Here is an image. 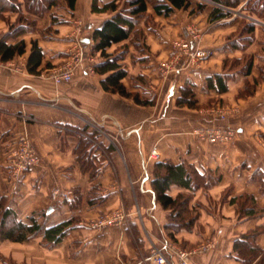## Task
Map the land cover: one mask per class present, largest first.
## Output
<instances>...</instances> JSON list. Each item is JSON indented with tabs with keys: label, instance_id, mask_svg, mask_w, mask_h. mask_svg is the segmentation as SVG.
I'll list each match as a JSON object with an SVG mask.
<instances>
[{
	"label": "crops",
	"instance_id": "crops-1",
	"mask_svg": "<svg viewBox=\"0 0 264 264\" xmlns=\"http://www.w3.org/2000/svg\"><path fill=\"white\" fill-rule=\"evenodd\" d=\"M108 1L101 0L99 5L103 6ZM19 3L25 17L36 21V28L9 39L10 44L24 40L27 52L10 61V66L0 67V201L5 207L13 209L24 222L30 223L29 218L33 214H44L49 226L69 219H74V224L65 238L53 246L43 243V233L25 242L0 240V264H156L154 248L165 253L168 264H183L177 252L188 254L185 258L187 264H242L236 256L230 255L234 243L240 234L264 226V217L240 219L237 206L229 201L223 203L221 198L223 192L230 188L229 199L252 194L264 207L260 184L253 180L255 172H264V142L250 141L256 132L264 134L261 133L264 131V111L255 115L253 127L247 119L246 126L245 123L231 124L236 136L229 146L209 144L197 137L196 129L212 127L217 123L213 112L216 101L212 98L220 94L207 90L206 81L209 76L228 72L218 59L219 52L199 65L196 64L199 59L189 65L184 57L175 58L180 51L172 46V40L178 37L171 39L170 33L165 34L164 31H169V26H172L174 32L181 25L179 21L170 22L172 17L164 15H155V20L162 22L160 28L145 22V18L139 24L145 34L144 52L137 50L128 40L109 50L116 56L125 50L126 44L129 46L126 59L121 63L131 76L152 78L160 70V61L174 59L179 64L171 76H178L179 80L171 88L179 91L184 82L191 80L196 85L199 104L204 108L173 106L168 112L167 107L161 115L167 122L158 130L155 123L161 120V116L158 113L155 116L154 108L133 105L130 101L128 106H136L137 113H140L139 125H142L135 123L129 126L126 161L116 155V144L111 142L113 149H109V154L112 159L110 156L107 158L108 150L104 148L98 150L95 157L96 164L101 163L107 170L93 179L77 170L80 164L74 149L79 139L68 134V131H76L69 126L81 125L57 107L65 106L67 111L72 105L80 107L84 116L96 121L110 135L121 133V121L130 116L123 113L125 101L119 94L103 89L101 82L104 75L95 70L87 71L90 65L95 66L102 59L92 52L94 40L89 45L80 41L83 36H93L94 29L112 14L93 13V0L84 4L83 0H78L74 11L63 4L41 18L27 12L24 0H19ZM4 8L0 6V39L9 35L10 25L17 22L11 16L19 15ZM80 13H84L83 16ZM149 14H153V10L150 9ZM55 18L59 20L53 23ZM164 25L165 30H161ZM33 41H37L43 49L45 58L42 66L48 64L51 67L43 69L40 75L31 74L27 69ZM81 46L85 53L84 67L76 71L70 83L57 85L50 77L53 70L66 64ZM222 50L220 45L217 51L223 53ZM164 73L158 72L169 82L170 76ZM238 77L243 78L236 75L234 80H230L229 91L222 96L229 95L235 88L233 83ZM123 81L130 89L141 92L143 99L149 100V88L139 82L134 84L129 77ZM105 130L101 132L105 134ZM23 134H27L32 142L37 163L22 177L14 179L10 173V161ZM132 135L136 140L132 141ZM153 150L158 151L159 160L166 159L176 164L187 162L206 174L214 170L222 176L209 193L215 198L214 205L200 210L199 220L191 231L176 233L177 241L169 234L172 228L168 220L170 212L157 202L152 187L155 161L148 158ZM69 168L75 169L69 172ZM122 169H130V176L126 179ZM58 188L69 191L71 200L54 201L52 193ZM93 190L103 200L90 204ZM181 191L180 187L173 186L170 194L176 197ZM206 196V191L197 192L194 202L204 201ZM120 209L127 215L120 224L103 227L89 224L101 214ZM210 238L216 239L215 250L205 255L192 254ZM258 243L264 246V235Z\"/></svg>",
	"mask_w": 264,
	"mask_h": 264
},
{
	"label": "trees",
	"instance_id": "trees-1",
	"mask_svg": "<svg viewBox=\"0 0 264 264\" xmlns=\"http://www.w3.org/2000/svg\"><path fill=\"white\" fill-rule=\"evenodd\" d=\"M218 4H223L230 9L239 7L243 2L248 1L246 9L264 18V0H211ZM65 2V3H63ZM78 0H24L26 10L36 15L37 17L46 16L54 7H59L67 4L71 11L76 8ZM151 3V5H150ZM192 2L190 0H126L125 8H120L119 0H109L103 6L94 0L92 5L93 13H110V18L106 19L100 27L94 29V45L92 52L102 59L94 67L95 72L105 77L102 80L103 89L107 92L120 94L125 97H130V92L127 91L123 84V80L127 77L128 71L124 67L122 60L124 56L114 55L109 53V50L114 46L121 44L125 41L130 43L140 52L146 50L144 40V30L139 27V24L144 20L148 22L150 19L149 8H153L157 15L169 16L175 10L188 9ZM15 9L19 12V19L15 25L11 26V32L6 37L0 39V60L3 62H10L17 56H21L27 52V44L24 40H20L14 44L8 41L11 37L17 38L18 36L34 30L36 28V21L28 20L22 10L21 5H14ZM199 9H204L199 5ZM230 11H225L223 8L215 7L211 14L210 20L213 23H218L229 16ZM54 22H58L57 18ZM242 24V23H241ZM242 26V27H241ZM241 35L247 39L246 45H234L235 50L238 48L246 52L249 46L254 43L255 34L257 31L256 25L252 23L242 24ZM52 31V28L50 29ZM261 44L264 41H260ZM242 45V44H241ZM128 47V48H127ZM129 46L126 44L123 52H128ZM43 49L39 46L37 41L32 42L31 53L29 55L27 69L29 73L40 75L43 69L51 68L48 64L42 66L44 62ZM250 57H248L249 59ZM241 59L234 60L232 65H241ZM42 66V67H41ZM228 60L224 59L223 69L228 71ZM243 67V66H242ZM239 70L243 73L244 77H248L252 73L254 67V56L251 55L247 66ZM244 70H246L244 72ZM238 72L228 71L227 73H218L207 77V90H214L219 94H225L229 91V81L234 80ZM195 83L187 80L186 84L181 87L182 94L177 101L180 107H189L194 109H201L199 100L195 91ZM242 94V92L240 93ZM137 104L149 105L150 101H141L135 98ZM201 107V108H200ZM84 131V128L79 129ZM79 132V131H78ZM93 134V133H90ZM79 145L76 149L78 154V162L80 166L88 171L87 168H96L93 142L87 137L80 138ZM92 144V146H91ZM110 150L113 147L109 148ZM92 174V172H91ZM98 174H92L91 178L95 179ZM253 180L263 184L264 186V172L259 170L254 173ZM207 174L202 173L195 165L190 163L176 164L170 160H160L155 164L154 178L152 180V187L155 192V197L158 203L162 205L165 210L170 213L168 220L170 222V236L173 240L177 241L176 233L181 230L191 231L198 222V214H193L194 208L190 206L191 201L194 199V192L203 183L209 186ZM173 186L180 187L183 191L179 192L176 197L170 194ZM264 188V187H263ZM96 189V188H95ZM188 192V193H187ZM103 197L99 196L95 190L91 192L90 204L100 202ZM229 197L225 198L227 200ZM232 204H237L238 214L240 219H255L264 217V208L258 203L256 197L252 194H243L238 198L230 199ZM0 240H11L14 242H25L38 236L44 235L43 243L46 246H53L62 241L68 234L69 229L74 224V219H69L60 222L56 225L49 226L48 222L44 220V214H33L30 216V223L20 220L11 208L5 207L2 200L0 201ZM264 231V226H259L256 229L250 230L240 238H237L234 243L233 255L241 261L242 264H264V257H259L264 249L260 247L257 238ZM236 253V254H235ZM239 253L238 256L237 254ZM259 257V258H257ZM253 261H255L253 263Z\"/></svg>",
	"mask_w": 264,
	"mask_h": 264
},
{
	"label": "rangeland",
	"instance_id": "rangeland-1",
	"mask_svg": "<svg viewBox=\"0 0 264 264\" xmlns=\"http://www.w3.org/2000/svg\"><path fill=\"white\" fill-rule=\"evenodd\" d=\"M86 1L89 2V0H83V4L86 3ZM97 1L99 4V2L101 0H97ZM156 1H158V0H156ZM190 1L192 2V4L188 9L175 10L172 14L169 15L172 17L170 19V22L179 21L181 28L178 27L173 32L172 26H169V31H168V29H166V30L164 29V28H166V26L164 25V27L161 28V30H165L164 31L165 34H167L169 32L171 39L174 37L175 38L178 37V38L172 40V46L177 48L175 50L178 51V49H179V51H180V55H177L175 58L184 57L185 60H188L187 64L190 65V62L193 63L194 59L192 58L191 55L186 54L185 49L183 48L184 47L183 44L188 43V46H190V48H191L190 49L191 52L195 51L196 49L207 50L210 52V55L207 58L199 59V61L196 64L199 65L204 60L212 59L213 57H215V55H213V54H217L219 52L217 54V56L219 57L218 59L221 60L222 66H223L224 59H227L228 60V66H227L228 71L235 72V73L238 72L240 75L243 76V78L238 77L237 81L235 83H233L235 88L232 91H230L229 95L222 96L220 94V95H218L216 97L214 96L212 98V99H214V101H216V104H215L216 107H213V112L216 114V120H215V121H217L216 125L212 126V127H204L201 129H196V133H195L198 138H201L203 141L208 142L209 144L228 145L229 146L230 144L234 143L235 139H233L229 142H225V143H222V142L213 143L209 140V138H207V136H205V137L202 136L201 133L205 132L209 129H218V128H221V129L227 130V131H235V129L232 128L231 124H241V123L244 124L246 119L249 120V122L251 121L250 126L253 127L254 121H255V118H254L255 115H257L261 111L262 112L264 111V45H263V43L261 44V42H260V41H264V18L263 17L259 18V16L254 15L253 13H251L250 11H248L246 9L248 1L243 2L239 7L235 8V9H230L223 4H218V3H215L211 0H190ZM93 2H94V0H93ZM1 5L3 8L7 7V9H10V10L14 11V13L19 14L17 9H15V7H14V5H18V6L21 5L19 3V0H0V6ZM119 5H120L121 9L125 8L126 0H119ZM150 5H151V3H150ZM199 5H202L204 9H202V10L199 9ZM215 7L223 8L225 11H230L232 14H231V16H229V17H227L221 21H218V23H213L210 20V14ZM4 9H6V8H4ZM150 9L153 10V14H150L151 16H150V19H148L149 20L148 22H151L152 24H154L155 26H158L160 28L162 26V22L160 20H158V21L155 20V15H157V14L155 13L153 8L150 7L149 11H150ZM29 14H31V13H29ZM83 14L84 13H80L81 16H83ZM85 14H88V13H85ZM85 16H87V15H85ZM158 16H160V15H158ZM15 18L18 21L19 15L17 17L11 16V19L14 20ZM57 20H59V18H57ZM241 23L242 24L252 23V24H255L256 28H257L254 43L249 46V48H248V50H246V52H244L243 50H241L239 48L237 50H235V48H234V45H236V44H239L240 46L246 45L247 39L240 36L241 35V28L239 26L242 25ZM13 25H15V24H13ZM10 26H12V25H10ZM184 29H185V31H184ZM78 33H80V32H78V29H77V34ZM81 33L82 34L84 33L83 30L81 31ZM143 42H144V40H143ZM220 45H222L223 53H221L220 51H217V48ZM120 49L121 48H119V50ZM121 55L124 56L126 59V56H127L126 52H122ZM251 55L254 56V67L252 69L251 75L248 77H244L246 75H244L243 71L241 72L239 69L242 66H243L242 67L243 69L247 66V63L250 60ZM71 57H72V55H71ZM248 57H250V58L248 59ZM97 58H99V57H97ZM156 58H157V60L159 59V57H156ZM239 59L242 60L241 65H237V66H236V64H235V66L232 65L234 60H239ZM178 64L179 63H176L174 59H166V60L159 62V68L162 71L158 70V72H159V74L160 73L162 74L164 72L167 73L168 76H170V78H171L169 80V82L166 81V77L163 78L161 75L159 76L157 71L155 72L156 75L154 77L146 78V77H141V76H137V75L131 76L130 72L127 70L128 71L127 77L132 79V82H134V84L139 82L143 86H146V88L150 89V91L148 90V96H149L148 99L149 100H147V101H150V103H149V105H146V107L147 108H150V107L154 108L155 116H157V113L159 114V116H161L167 107H169L168 112L171 111V108L173 106L179 107L177 105V101H178L179 97L181 96L182 91H181V89L178 91L175 88H171V87H174L173 83L176 82V80H179L178 76L177 77L171 76L172 72L175 70V68L177 67ZM202 67H203V65H202ZM245 71L246 70H244V72ZM123 84L126 87L127 91L130 92L131 96L125 97V96H122L119 94L123 98V101H125V102H123L122 110H123V113H127L130 116H128V117L125 116L126 118L121 121L122 122V124H121L122 131L120 134H118L116 136H114L112 134L110 135V133L108 131H106L105 129H103V127H101L96 121H93L92 119H89L88 117L84 116L82 114V112L80 111V107L72 105V106H69L68 111L66 109H64L65 106L64 107H60V106L57 107L58 108L57 110L61 111V113H64V114L69 113L70 117H74L76 119V121H78L80 123L81 127L80 126H78V127L69 126V129L71 128V129H74L76 131L71 132V133H69V131H68V134L74 135L75 137H77L79 139V141L81 140L80 138H84V137H87L90 141H92L93 145L95 144L94 147H96L95 151H94V157H96L98 150H100L101 148L102 149L104 148L105 151L108 150V153L106 155L107 158L110 156V158L112 159L111 155L109 154V152H110L109 148L113 147L111 145V142L116 144L115 152H116V155H119L120 159H122L123 161L124 160L126 161V156H128L127 148L129 147L128 141H129L130 137L127 136V134L131 130L130 129L131 127H129V126H131L132 124H135V123L137 125L140 124L139 123L140 122V119H139L140 113L139 112L137 113L136 106H133V105L136 104V105H139L141 107H145V105H143V104H137V102H135L136 101L135 98L137 97L141 101H145V99L142 98L143 96H142L141 92L130 89L124 83V81H123ZM185 84H186V82L183 83V86ZM241 92H242V94H240ZM196 95H199V94H197V92H196ZM130 101L133 103V105L131 104V106H128V105H130V104H128V103H130ZM200 105L202 106V108H204L203 107L204 105H202V104H200ZM208 108L211 109V107H208ZM160 118H161V120H157L155 123V125L158 127V130H161V128L167 122L166 118H164L163 116H161ZM225 122H226V124H225ZM141 125H139V126H141ZM244 125L246 126V123ZM82 128H84V131L79 130ZM235 128H236V126H235ZM101 130H105V134H103V132H101ZM90 133H93V134H90ZM256 133L257 134L250 141L251 142H256V141L257 142H260V141L264 142V136H263L264 134L259 135L258 132H256ZM261 133H264V131L263 132L261 131ZM133 140H136L134 135H132V141ZM78 145L74 149V153L77 155V158H78V154L76 152V149H77ZM91 146H92V144H91ZM154 151L156 152L155 156L153 155ZM112 156H113V154H112ZM148 159L149 160L153 159V161H155V164H156L158 161H160L159 159H161V158L159 157L158 151L153 150L150 153V156ZM164 160H166V159H164ZM185 163H187V162H185ZM74 169L75 168H69L67 170L69 172H72V170H74ZM149 169H151V168H149ZM154 169H155V165H154ZM67 170L65 172H67ZM77 170L79 172H82L85 175L91 176L94 173L95 175L98 174V176H100L101 174L105 173L107 168L103 167V165L100 163V164H98V167H96V168H92V167L87 168L88 171H85L81 166ZM91 172H92V174H91ZM202 173H204V172H202ZM24 174H26V173H24ZM122 175H124V178L125 177L127 178V176H130V169H122ZM153 178H154V172H153ZM207 178L209 180L208 183L210 185L206 186L202 183L201 186L193 194L194 199H195L197 192L206 191V195H207L206 198L207 199L205 198L204 201L197 200L196 202H194V199H193L191 201V204H190V206L192 208H194L193 214L194 215L198 214L199 217H200V210H202L203 207L208 209L209 207H212L214 205L213 200L215 198L209 196V193H211L210 192L211 188L214 187L217 182L221 181L222 176H221V173L219 171L214 172V170H212L209 174H207ZM259 184H260V192H261V194H264V188H263L264 186L261 183H259ZM56 190H59V191L64 192V193H69V191H66V190L63 191L59 188ZM231 192L232 191L230 190V188L226 189L223 192V196L221 198V201L223 203H225L227 201L230 202L229 198L227 200H224V199L227 198V196H230ZM53 193H54V191H53ZM228 194H230V195H228ZM238 197H240V196H236V198H238ZM232 198H235V197H232ZM60 199H62V198H59L58 200H60ZM54 201H55V199H54ZM235 205L237 206V204H235ZM259 205L261 207H263L260 203H259ZM120 211L122 213H124L125 219H126L127 218L126 213L121 209H120ZM237 212H238V207H237ZM114 213H116V211L113 210L109 213L101 214L96 219L89 221V224L92 226H95L97 221H99L100 219H103L104 217H106V215H112ZM262 235H264V231L262 233H260V235L258 236L257 242ZM241 236H242V234H240V236H238V238H240ZM210 244L214 245V247L209 249L208 251H205L202 253H197V254L198 255H205V254L210 253L213 250H215L216 239H213V238L205 240L200 246L210 245ZM260 247L262 249H264V246L260 245ZM230 255L232 256L233 252ZM237 255L241 256V255H239V253ZM259 257H261V258L264 257V251ZM259 257H257V258H259ZM254 262L255 261H253V263Z\"/></svg>",
	"mask_w": 264,
	"mask_h": 264
},
{
	"label": "built area",
	"instance_id": "built-area-1",
	"mask_svg": "<svg viewBox=\"0 0 264 264\" xmlns=\"http://www.w3.org/2000/svg\"><path fill=\"white\" fill-rule=\"evenodd\" d=\"M186 54H189L192 56V58L195 59H204L207 58L210 55V52L207 50L202 49H196L195 51L191 52L190 46H188V43L183 44ZM66 64L63 66L56 68L53 70L51 74V78L55 81L57 85H61L63 83H70L76 71L80 67H84L85 64V53L84 49L78 48L72 53V57L70 58ZM10 62H3L0 60V67H8L10 66ZM95 66L90 65L87 68V71H94ZM202 136H207L209 140L213 143L217 142H229L234 139L236 136L235 131H227L223 130L221 128L218 129H209L205 132L201 133ZM156 152H153V155L155 156ZM153 156V157H154ZM35 163H37V156L34 151L32 142L27 134H23L20 136L18 140V148L16 151H14V154L12 155L11 161H10V171L11 175L14 179H18L23 176L24 173H26ZM53 198L55 200H58L59 198H62L64 201H70L71 200V193H64L59 190H54ZM125 220V215L120 210L116 211V213L112 215H106L103 219H100L95 224L96 227H102V226H108L113 224H120L122 221ZM214 245H202L198 248L194 249L192 251V254L202 253L205 251H208L209 249L213 248ZM154 260L156 264H168V259L165 255V253L159 249L154 248ZM177 254L182 258L183 264L186 263V256L187 253L184 252H177Z\"/></svg>",
	"mask_w": 264,
	"mask_h": 264
},
{
	"label": "water",
	"instance_id": "water-1",
	"mask_svg": "<svg viewBox=\"0 0 264 264\" xmlns=\"http://www.w3.org/2000/svg\"><path fill=\"white\" fill-rule=\"evenodd\" d=\"M93 40H94V37H93V36H83V37H81V39H80V41H81L83 44H86V45L91 44Z\"/></svg>",
	"mask_w": 264,
	"mask_h": 264
}]
</instances>
